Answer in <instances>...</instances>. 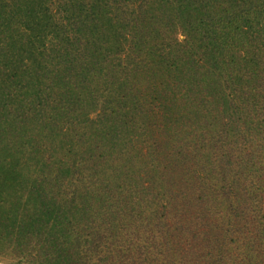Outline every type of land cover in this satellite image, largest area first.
Segmentation results:
<instances>
[{"label":"trees","instance_id":"obj_1","mask_svg":"<svg viewBox=\"0 0 264 264\" xmlns=\"http://www.w3.org/2000/svg\"><path fill=\"white\" fill-rule=\"evenodd\" d=\"M1 142L60 264H264V0H0Z\"/></svg>","mask_w":264,"mask_h":264},{"label":"rangeland","instance_id":"obj_2","mask_svg":"<svg viewBox=\"0 0 264 264\" xmlns=\"http://www.w3.org/2000/svg\"><path fill=\"white\" fill-rule=\"evenodd\" d=\"M0 147H4L2 142ZM8 172L0 168V264H24V259L17 255L22 250L33 254L32 260L28 259L33 263L60 264L54 256L45 257L44 246L30 235L40 230L30 222L34 210L44 204L41 194L30 181L19 175H8ZM41 230L40 235L45 236L43 234H48L49 228Z\"/></svg>","mask_w":264,"mask_h":264}]
</instances>
